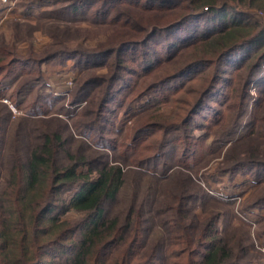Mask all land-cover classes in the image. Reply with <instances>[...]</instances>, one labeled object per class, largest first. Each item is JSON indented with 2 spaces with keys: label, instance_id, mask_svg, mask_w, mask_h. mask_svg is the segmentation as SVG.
I'll return each mask as SVG.
<instances>
[{
  "label": "trees",
  "instance_id": "obj_1",
  "mask_svg": "<svg viewBox=\"0 0 264 264\" xmlns=\"http://www.w3.org/2000/svg\"><path fill=\"white\" fill-rule=\"evenodd\" d=\"M116 1L125 3L112 9ZM41 2L54 6L58 4L67 6L40 13L37 16L38 21L51 19L58 22L66 20L70 23L78 20L77 17L63 19L64 15L68 13L78 15L91 2H98L101 8L97 10L96 22L118 25L119 35L96 46L93 50L72 49L68 47L66 40L72 38L73 29L53 26V21H49L48 34L52 42L39 54L30 52L27 57L18 55L16 48L0 37V97L5 90L2 87L3 82L15 79L19 75L21 78L28 75L30 70L27 68L31 65L57 59H72L79 68L106 65L114 74L111 80L108 77L111 83L102 91L104 94L102 93L98 111L88 113L94 114V121L77 123L73 126L75 134L81 140L86 141L85 139H92L93 136L95 144L100 148L111 144L102 134L107 132V125L110 123L106 115L109 114L108 112L113 113V110L107 107V103L113 102L120 94L118 91L121 90L123 93L130 86L124 84L125 81L121 78V73L125 71L132 77H145L152 71L154 73L159 70L158 82L133 95L125 113L130 110L131 105L143 99L160 100L159 95L167 86L179 82L200 66L212 68L214 76L210 84L205 88L197 89L194 94L205 98L210 96L211 109H215L211 104L221 105L219 99L224 95L222 86L219 88L217 86L219 82H228L234 86L233 94L229 99L238 100L240 118L245 115L250 117L253 113L248 110L249 87L255 84L259 94L264 92V70H262L264 0H41ZM123 6H126L127 10L124 8V11L129 14L120 12ZM118 9L122 15L115 19L113 13ZM142 15L151 18L145 24H141ZM157 37L159 41H156ZM57 46H62V49ZM160 47L161 50L158 49ZM128 55H130L129 59L125 57ZM177 55L182 56L184 61L178 62L175 59ZM111 56H114V59L109 63L106 60ZM174 59L170 67L160 71L163 64ZM128 61L132 65L135 64L131 69L126 68L125 64ZM228 70H236L237 84L234 85L233 81H229L226 76ZM108 80L106 79V82ZM100 81L101 79H89L83 83L76 95H73L69 107H62L61 111L66 115L74 113L87 96L91 86L97 88ZM35 82L37 81L24 84L22 79L19 80L9 97L10 101L19 106L26 92L35 86ZM118 82H120L119 86L123 84V87L114 90ZM127 92L130 93V90L128 89ZM38 95L39 98L45 96L51 100L55 99L50 93ZM118 102L117 106H120ZM188 103L184 105L186 109L189 107ZM34 105L41 107L38 102ZM201 105L202 100L199 99L190 107L191 109L187 110L186 117L174 127V130L183 133L189 127L192 129L196 115L199 116L197 112ZM216 112L217 117L219 113ZM10 114L7 105L0 102V132ZM48 119H57L55 122L58 123L60 122L58 120L65 121L57 115ZM258 119V123L254 119L245 121L242 127L238 124V120L234 123V129L229 133L228 138L235 137L233 140L237 145L248 131H254L255 128L258 137L264 136V118ZM102 120H106L107 124L98 123ZM261 121L262 123H259ZM150 128L152 124L139 128L134 139L136 140L142 133L149 132ZM240 130H244V133L236 137ZM59 133L61 130L44 135L38 143L29 145L24 161H18L16 154L12 164L6 166L5 173L0 175V264H131V259L139 254L146 256L143 264H158L156 249H153L149 243L145 245L146 231L141 227L142 218L134 207L127 208L122 215L112 214L109 209L115 203L123 186L122 164L109 163L108 152L103 149H100V152L102 159L105 158L107 161L104 164H100L102 159L100 162L95 159L87 161V155L78 153L80 145H77L75 153L71 152L73 150L65 152L66 140ZM127 148H125L126 154L119 156L122 161L128 157L130 149ZM261 149L256 146L250 151L246 161L237 160L238 152L233 153L230 150L227 160L233 164L225 172L238 174L248 169L255 183L264 182V151ZM189 151H191L189 147L183 148L176 162L178 166H186V163H183L186 162L185 154ZM13 154L10 152V156ZM61 155L64 162L59 165ZM159 156L158 153L133 164L141 168V172L148 173L145 166L150 160H155ZM96 161L98 165L95 164ZM82 165H88L87 173L77 172ZM91 165L95 169H92ZM166 165L165 162L162 164V167H165V172H161L164 178L168 176L166 168L169 167ZM172 172L173 170L169 174ZM72 190L75 192L69 200L63 198V193ZM179 195L181 196H177L174 202L182 203L181 205L186 207L189 202L184 199L182 193ZM211 199L218 201L216 198L211 197ZM263 206L264 202L255 204L251 208ZM172 208L174 207L170 206L168 210ZM70 211L80 214L79 219L62 220V216ZM215 219L202 226V224L190 223L181 211L179 217L177 215L172 219L179 220L180 228L178 231H173V237H169V243L173 242L172 245L177 251L172 252V255H168L166 251V259L170 256L179 259L186 255L188 264H240L236 262V254L216 237ZM141 248L144 250L139 251Z\"/></svg>",
  "mask_w": 264,
  "mask_h": 264
},
{
  "label": "rangeland",
  "instance_id": "obj_2",
  "mask_svg": "<svg viewBox=\"0 0 264 264\" xmlns=\"http://www.w3.org/2000/svg\"><path fill=\"white\" fill-rule=\"evenodd\" d=\"M124 3L116 1L112 5V9L122 6ZM65 6L67 5L43 4L41 0H6L5 2L0 0V37L6 43L13 45L16 48V53L22 57H27L30 52L37 55L52 42L48 34L49 25L47 23L53 21L51 19L38 21L37 16L40 13ZM100 8L98 2H91L78 15L68 13L63 16V19L77 17L78 20L72 23L66 20L53 21V26H66L73 29L72 38L66 40L68 47L93 50L96 46L115 39L119 35L118 25L96 22L98 19L97 10ZM124 8L127 10L126 6H123L120 12L129 14L124 11ZM120 12L119 9L114 12L113 18L120 17L122 15ZM140 17H142L141 24H145L151 18L148 19L145 15ZM156 41H159V37L156 38ZM57 48L62 49V46H57ZM158 49L161 50V47ZM125 57L129 59L130 55ZM113 59L114 56H111L106 61L110 63ZM175 59L178 62L184 61L180 55H177ZM175 59L163 64L160 71L170 67ZM125 65L126 68L131 69L135 64L132 65L128 61ZM27 69L30 70L28 75H24L22 78L19 75L2 84L5 90L3 96L0 97V102L7 105L11 114L0 132V175L5 173L6 166L12 164L16 154L18 161H24L29 145L38 143L44 135L61 130L59 134L66 140L65 152L73 150L71 152L75 153L77 145H80L78 153L87 155V161L95 159L100 162L102 159L100 149H103L108 152L107 161L109 163L122 164L124 167L123 186L115 203L109 209L112 214L121 213L122 215L127 211V208L134 207V210L142 218L141 227L146 231L145 245L147 246L149 243L153 249H156V263L188 264L186 255L179 259L171 256L166 259V251H168V255L177 251V248L172 245L173 242L169 243V237L174 236L173 231L179 230V220L172 219H175L177 215L179 217L182 211L183 216L190 223L202 224V226L216 218V237L236 254L237 263L264 264V206L251 208L255 204L264 202V182L255 183L251 178V171L248 169L238 174L225 172L233 164L227 160L230 150L233 153L238 152L236 156L239 161H246L250 151L256 146L261 147V150L264 151V136L259 135L260 137H258L256 128L254 131H248L237 145L234 144L235 137L228 138L229 133L234 129V123L240 118L238 100L229 99L233 94V85L231 86L228 82L218 83L217 86L218 88L222 86L224 95L219 99L221 105L211 104V107L215 108L211 109L210 96L205 98L194 94L197 89L205 88L210 84L214 76L212 68L200 66L193 69L179 82L176 81L170 87L167 86L159 95L160 100L143 99L141 102L138 101L131 105L130 110L125 113L126 106L133 95L135 96L158 82L159 70L154 73L152 71L145 77H132L125 71L121 73V78L125 81L124 84L127 83L130 86L123 93L121 90L118 91L120 94L113 102L107 103V107L112 109L113 113L108 112L109 114L106 115L110 123L107 125V132L102 134L111 144L100 148L95 144L93 136L92 139L81 140L75 134L73 126L77 123L94 121V114L88 113L98 111L104 94L102 91L107 84L111 83L108 77L110 79L114 74L111 72L112 70L109 71L106 65L79 68L75 66L72 59H57L39 65H31ZM262 70H264V63ZM226 76L229 81H233L234 85L237 84L236 70H228ZM21 79L24 84L31 81L37 82L31 90L26 92L19 106H16L9 97ZM89 79H101L102 82L100 81L97 88L91 86L87 96L81 101L77 110H74V113L64 114L61 108L69 107L73 95L75 96L80 86ZM115 85L116 89L114 90L123 87V84L119 86L120 82ZM128 89L130 93L127 92ZM247 92L249 94L248 110L253 113L250 117L245 115L240 118L238 121L240 126L245 124V121L254 119L258 123L259 117L264 118V92L259 94L255 84H252ZM39 93H50L55 99L51 100L45 96L39 98ZM125 93L128 95L126 96ZM199 99L202 100V105L197 112L199 116L195 117L196 122L193 128L189 127L183 133L176 132L174 127L181 123L187 115V110ZM35 102L40 103L41 107L35 106ZM117 102L121 105L117 106ZM187 102H189V107L186 109L184 105H187ZM10 105L14 111L10 109ZM216 111L219 113L217 117ZM53 115L62 117L65 121L58 120L60 121L58 123L55 122L57 119H48ZM102 117L105 118V116ZM105 121L102 120L98 123L106 125ZM151 124L152 128L149 132L142 133L136 140L134 139L139 128ZM238 132L236 137L241 136L244 130ZM88 143H90V147H88ZM184 147H189L191 151L185 154L186 162L183 164L186 163V166H178L176 162ZM125 148L130 150L128 157L122 161L119 158L126 154ZM10 152L14 153L13 156H10ZM158 153L160 154L159 158L150 160L145 166L148 173L141 172V168L133 164ZM62 159L63 155H61L59 165L64 162ZM98 161L95 162L96 165H98ZM107 161L104 158L100 164ZM164 162L168 165H166L167 167L171 168V171L173 170L169 174L171 171L166 168L168 169L166 178L161 174L162 171L165 172V167H162ZM87 166H80L77 172L87 173ZM92 169L95 168L92 167ZM93 174H95L94 171ZM74 192L75 190L68 191L62 196L69 200ZM181 193L184 199L189 202L186 207L182 206V203L174 202L177 200V196H181L179 195ZM211 197L218 201H214ZM167 200L171 202L168 203ZM170 206L174 208L168 210ZM79 217L80 214L70 211L61 219L74 221ZM144 249L141 248L139 251ZM145 258L146 256L139 254L131 259L130 263L143 264Z\"/></svg>",
  "mask_w": 264,
  "mask_h": 264
},
{
  "label": "built area",
  "instance_id": "obj_3",
  "mask_svg": "<svg viewBox=\"0 0 264 264\" xmlns=\"http://www.w3.org/2000/svg\"><path fill=\"white\" fill-rule=\"evenodd\" d=\"M2 1H3V2H5L6 0H2ZM9 107H10V109H11V110H13V111H14V109H13L12 105H10Z\"/></svg>",
  "mask_w": 264,
  "mask_h": 264
}]
</instances>
